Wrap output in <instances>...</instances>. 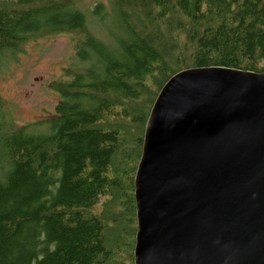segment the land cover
<instances>
[{
	"label": "trees",
	"instance_id": "obj_1",
	"mask_svg": "<svg viewBox=\"0 0 264 264\" xmlns=\"http://www.w3.org/2000/svg\"><path fill=\"white\" fill-rule=\"evenodd\" d=\"M78 1L0 0V63L66 34L77 35L80 63L52 83V117L0 124V264H134V175L161 88L195 67L264 72V0H111V43L90 31ZM92 15L108 19L103 5ZM141 17L151 28L137 26ZM107 118L138 127L130 149ZM115 197L122 237L112 240L95 208Z\"/></svg>",
	"mask_w": 264,
	"mask_h": 264
},
{
	"label": "water",
	"instance_id": "obj_2",
	"mask_svg": "<svg viewBox=\"0 0 264 264\" xmlns=\"http://www.w3.org/2000/svg\"><path fill=\"white\" fill-rule=\"evenodd\" d=\"M134 198V264H264V72L172 76L146 122Z\"/></svg>",
	"mask_w": 264,
	"mask_h": 264
},
{
	"label": "rangeland",
	"instance_id": "obj_3",
	"mask_svg": "<svg viewBox=\"0 0 264 264\" xmlns=\"http://www.w3.org/2000/svg\"><path fill=\"white\" fill-rule=\"evenodd\" d=\"M110 1L79 0L77 4V8L87 16L90 31L106 43L112 42L109 30L114 28V25H112L113 21L111 20V11L109 9ZM96 5H103L105 7V13L108 14L106 21L100 22L92 15V11ZM136 24L138 27L146 25L151 28L150 22L142 17L137 19ZM182 38L183 36H180V39ZM76 39V34H66L30 41L24 45L20 53L1 61L0 124L5 125L7 128H26L30 125H38L54 115L55 108L59 102V96L52 88V83L68 78L67 71L76 70L80 66L74 47ZM133 107L141 112L147 109L148 102L134 104ZM107 120L108 124L118 126L121 131V139L125 150L130 149L133 146L131 144V138L133 133L137 134L139 132L138 127L126 121H116L110 118H107ZM38 127L35 130H43V127ZM122 179L123 182L125 178L123 177ZM117 206V197H115L112 199H103L95 208L102 218L105 219L112 240L114 234L122 237L117 229H113L114 226L119 227V224L122 225V221H120L122 217L121 212ZM130 222H132V219H130ZM113 223L114 225H112ZM121 231L128 232L125 229ZM136 233L132 236V244H129L132 246L133 255Z\"/></svg>",
	"mask_w": 264,
	"mask_h": 264
},
{
	"label": "bare ground",
	"instance_id": "obj_4",
	"mask_svg": "<svg viewBox=\"0 0 264 264\" xmlns=\"http://www.w3.org/2000/svg\"><path fill=\"white\" fill-rule=\"evenodd\" d=\"M196 68V67H195ZM190 69V68H189Z\"/></svg>",
	"mask_w": 264,
	"mask_h": 264
}]
</instances>
